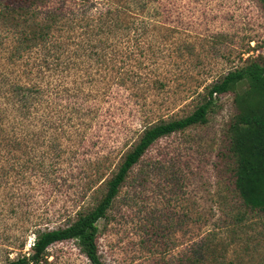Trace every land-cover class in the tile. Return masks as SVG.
<instances>
[{"label":"rangeland","instance_id":"374dc122","mask_svg":"<svg viewBox=\"0 0 264 264\" xmlns=\"http://www.w3.org/2000/svg\"><path fill=\"white\" fill-rule=\"evenodd\" d=\"M51 3L86 10L103 29L84 36L72 28L68 47L41 50L49 58L41 72L40 55L15 64L0 46V78L41 87L39 112L28 114L19 132L38 133L27 145H37L46 166L62 167L35 176L23 154L28 147L11 153L26 171L24 177L13 167L8 186L24 177L33 203L0 189V264L29 255L37 228L65 227L77 211L96 206L144 127L191 114L230 70L264 64L260 0ZM237 111L233 92L217 95L206 123L152 144L97 223L103 264H264V213L247 208L235 185L229 127ZM48 114L65 125L58 156L41 124ZM6 121L11 129L22 120L9 108ZM40 264L92 263L77 241L65 240L52 244Z\"/></svg>","mask_w":264,"mask_h":264},{"label":"trees","instance_id":"16d2710c","mask_svg":"<svg viewBox=\"0 0 264 264\" xmlns=\"http://www.w3.org/2000/svg\"><path fill=\"white\" fill-rule=\"evenodd\" d=\"M52 1L0 0V46L4 49L8 62L16 64L24 61L33 52L40 55L41 50L53 51L68 47V33L72 28L81 29L80 34L84 36L90 35L91 30L99 32L103 29L99 24L92 25L87 20L86 10L80 12L64 3L51 5ZM260 1L264 5V0ZM40 56L41 59L36 58L39 61L36 67L39 72L45 70L41 64L46 66L49 61L48 54ZM27 72L30 75V71ZM40 92L38 82H31V79L21 82L9 81L8 76L0 78V98L3 99L0 102V189L7 190L8 187L6 195L12 198L19 196L25 202L31 201V204L32 198L23 190L25 184L22 180L26 170L12 162L11 153L16 155V150L28 147L29 151L23 154L28 156L26 161L30 163V169L35 176L47 177L62 172L61 164L54 169L46 166L44 157L36 153L35 143L27 145L28 139H38V133L30 132L28 135L31 136H26V133L19 132L25 126L28 114L39 112L36 105ZM227 92L235 94L238 109L229 127L230 149L235 161L236 189L247 208L264 213V64L255 60L230 70L211 83L202 103L191 114L144 127L118 170L107 181L106 190L96 206L77 211L75 220L65 227L37 228L34 230L32 252L6 264H40L46 260L48 248L52 244L65 240L77 241L80 250L92 264H103L98 250L97 223L107 215L130 171L160 138L199 123H206L216 103V96ZM9 108L16 111L17 117L22 120L15 122L11 129L5 127ZM41 124L44 126L43 131L49 133L46 136L49 137L50 148L58 150L56 156L61 155L60 131L64 130L65 125L60 126L49 114L42 118ZM45 141L39 140L37 143L43 145ZM9 161L12 162L11 166L6 164ZM13 167L18 168L19 174L23 173L24 176L17 177L16 180L19 181L16 187L8 186ZM54 179L56 178L48 180Z\"/></svg>","mask_w":264,"mask_h":264}]
</instances>
